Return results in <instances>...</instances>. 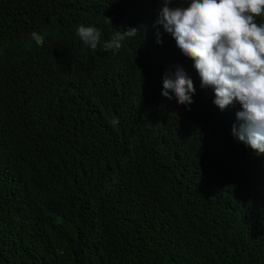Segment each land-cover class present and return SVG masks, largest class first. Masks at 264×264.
Masks as SVG:
<instances>
[{
  "label": "trees",
  "instance_id": "trees-1",
  "mask_svg": "<svg viewBox=\"0 0 264 264\" xmlns=\"http://www.w3.org/2000/svg\"><path fill=\"white\" fill-rule=\"evenodd\" d=\"M162 6L0 0V264H264V156L154 26ZM177 66L190 106L162 95Z\"/></svg>",
  "mask_w": 264,
  "mask_h": 264
},
{
  "label": "clouds",
  "instance_id": "clouds-1",
  "mask_svg": "<svg viewBox=\"0 0 264 264\" xmlns=\"http://www.w3.org/2000/svg\"><path fill=\"white\" fill-rule=\"evenodd\" d=\"M162 5L154 26L171 34L182 54L194 62L201 86L214 90V104L221 111L239 103L233 136L264 156V0H189L187 5L162 0ZM139 31H117L102 47L118 50ZM77 34L93 50L101 45L102 33L93 26L80 25ZM160 36L157 31V43L163 42ZM195 93L194 82L182 67L165 75L166 99L174 94L180 105L190 106Z\"/></svg>",
  "mask_w": 264,
  "mask_h": 264
}]
</instances>
